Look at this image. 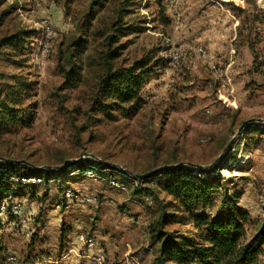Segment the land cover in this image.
<instances>
[{"label":"rangeland","instance_id":"1","mask_svg":"<svg viewBox=\"0 0 264 264\" xmlns=\"http://www.w3.org/2000/svg\"><path fill=\"white\" fill-rule=\"evenodd\" d=\"M114 30L113 67L145 72L143 105L130 118L108 101L93 104ZM5 109L18 120L0 136V157L25 162L10 172L51 180L7 187L18 211L0 216V264H92L79 235L93 238L107 264H153L161 211L152 196L173 213L167 178L139 194L128 178L164 166L214 183L195 214L222 219L239 209L247 239L264 225V0H0V115ZM81 155L117 167L129 191L53 169Z\"/></svg>","mask_w":264,"mask_h":264},{"label":"trees","instance_id":"2","mask_svg":"<svg viewBox=\"0 0 264 264\" xmlns=\"http://www.w3.org/2000/svg\"><path fill=\"white\" fill-rule=\"evenodd\" d=\"M116 32L114 30L104 39L107 52L100 56L101 75L98 77V89L93 104L104 108L107 106L105 102L108 101L110 108L119 112L123 118H130L143 105L140 88L145 72L137 71L135 67H113L115 57L112 47L116 42ZM16 40L18 38L12 41L14 45L17 44ZM6 110L0 115V136L8 134L10 122L15 123L18 120ZM0 159L9 160L2 157ZM1 162L3 161H0V166H5V170L0 169V201L9 197L7 187L13 185L10 178L20 175L10 172L12 164ZM104 166L105 163L102 161L83 159L66 165L56 173L62 174L65 178L70 171ZM157 176L167 178L164 180L163 190L173 200V205L169 206L173 213L169 214L167 206L152 196L161 211L156 221L157 232L153 237V241L158 245L153 264H264V225L260 232L247 239L245 227L249 222L248 215L239 209L233 207L232 215L222 219H211L206 215L195 214L194 211L198 207L209 202L210 192L215 188L212 181L197 179L191 169L182 165L152 172L146 179ZM49 180L51 179H46L45 183L47 184ZM141 191L136 190L135 193L139 194ZM168 224H179L182 227L191 225L192 230L167 231L165 227Z\"/></svg>","mask_w":264,"mask_h":264},{"label":"built area","instance_id":"3","mask_svg":"<svg viewBox=\"0 0 264 264\" xmlns=\"http://www.w3.org/2000/svg\"><path fill=\"white\" fill-rule=\"evenodd\" d=\"M210 68L215 74H218V76L221 78V71L216 68L215 65L211 64ZM115 174H120V170L117 167H112L108 164H105L103 168H96V167H86L82 170L77 171H71L69 173V177L76 178V177H82L87 180L96 181L105 183L108 187L111 189H114L121 193H127L129 191L128 183L125 182L123 179H119L115 177ZM198 178H201V175H197ZM128 180L131 183V186L135 191H141L144 189V186L147 184H154L152 179H146V177L142 178H136L135 176H131V178H128ZM10 182L13 185L20 186V187H34L38 185L45 184V181L42 177L37 176H31V175H15L10 178ZM55 182V181H54ZM264 191V189H263ZM64 198L69 202L72 201L74 198V193L71 190H65L64 191ZM146 202H148L147 198H144ZM81 201H84L88 204H95V198L93 197H83ZM9 202L7 199H2L0 201V216L5 214V212L8 210L9 212H12L14 215L18 211V205H13L11 207L8 206ZM77 241L81 246L86 247V250L88 252L94 251L92 255V264H107L105 255L103 251L99 248H96L95 241L93 238L85 235H79L77 237ZM3 264H15V258L14 257H7L4 260ZM126 264H137V262L134 259H128Z\"/></svg>","mask_w":264,"mask_h":264},{"label":"water","instance_id":"4","mask_svg":"<svg viewBox=\"0 0 264 264\" xmlns=\"http://www.w3.org/2000/svg\"><path fill=\"white\" fill-rule=\"evenodd\" d=\"M242 127L239 128L238 132L241 131ZM232 141L229 142L228 146L226 147V150L227 151L231 145ZM86 155H81L78 159H74V160H70V161H66L63 165L59 166V167H54L53 169L55 171H59L61 169H63L66 165L72 163V162H79L80 160H83L84 157ZM0 161H3L4 163L6 164H14V165H22V164H25V162L23 161H12V160H4V159H0ZM182 164H178V165H175V166H165V167H161V168H158L155 172H158V171H161L162 169L164 168H170V167H178V166H181ZM152 173H149V174H145V175H136L135 177L136 178H142V177H148L150 176Z\"/></svg>","mask_w":264,"mask_h":264}]
</instances>
